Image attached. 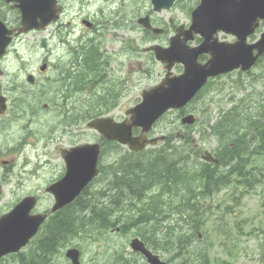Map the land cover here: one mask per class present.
Instances as JSON below:
<instances>
[{
	"label": "rangeland",
	"instance_id": "rangeland-1",
	"mask_svg": "<svg viewBox=\"0 0 264 264\" xmlns=\"http://www.w3.org/2000/svg\"><path fill=\"white\" fill-rule=\"evenodd\" d=\"M64 3L67 10L60 19V23L63 25H51L45 31L22 36L19 41L10 47L2 62L4 70L3 78H1L2 85H4V88L5 86L9 88H7L8 92L11 91L10 87L19 86L22 87V91L24 89L23 95L29 94L31 96L29 97L31 101L36 97L41 106L43 103L49 104V107L51 106L50 112L52 111V115L50 113L49 117L41 111L35 115L32 114L31 118L40 121L39 125H43L44 122L46 124L50 122L51 124L53 138L52 171L57 170L56 174H52L53 178L59 175L63 167L59 149L64 148L69 143L67 139L59 134L60 124L65 125L67 123L66 118L71 115L74 108L69 107L66 110L65 106L58 107L56 106L57 103H62V100L52 96L53 94L44 95L43 78L44 76L51 78V90H56L60 82L58 70L65 65L69 67V63L73 58L72 53H70L72 46L77 47L79 43L86 40L90 41L92 38L102 40L101 51L105 56V62L108 63L106 76L111 81L118 82L117 85H120L118 89H122L116 107L105 115L118 121L124 119L125 112L129 108H133L141 102L143 91L159 84L165 74L163 65L155 59L154 55L145 51V48L153 44L165 45L156 41L148 44L142 42L140 37L143 36V33L141 31L136 33L133 28L138 25L123 23L122 18L126 15L123 14L122 0H65ZM146 3L148 4V0H146ZM130 11L131 14L128 15V19L131 24H134L133 21L136 20L138 9L131 4ZM83 17H92L96 22V29L92 31L83 25L81 21ZM128 28L131 30L128 31ZM70 45L72 46L70 47ZM45 59L50 61L48 62L49 67L39 78V81H42L40 86L33 89L26 81L27 73H37L43 64L42 61ZM119 82L122 84H119ZM210 89V92L204 94L197 103L188 107L187 112L193 113L197 118V123L190 126L189 131L181 125V117L177 118V113L173 117L171 116L172 118L170 117L174 120V123L166 121L157 125L152 135L155 137L166 135L173 128H175L176 133L186 130L185 132H190L198 142L203 143L207 150L215 151L220 143L213 134L214 140L211 138L212 135L205 129V126L210 119L217 117L220 112V114L225 113L233 107L240 109L244 104L246 106L251 105V103L258 104L250 98L256 92L260 98L263 96L264 65L257 67L250 76L245 75V73L243 75L233 73L218 78L212 82ZM4 93L7 94L5 90ZM90 94L89 92L81 94L79 96L80 103L87 104ZM10 95L20 96L18 92H11ZM44 98H46V101ZM244 99L251 102L247 101L245 103L243 102ZM14 100L16 101V98ZM25 101H28V98H25ZM72 101L76 102V98H73ZM81 109L83 110V108ZM64 111L67 112V115L61 114ZM82 133V139L77 142L81 140L83 143L96 141V133L87 128L86 122L83 125ZM72 143L74 142L72 141ZM121 153H123V149H121ZM107 157L109 156L104 158V164L109 162ZM244 170L248 172L246 178H237L234 183L218 188L211 195L198 194L197 198L199 200L192 203L196 206V210L199 211L200 209L199 216L201 215L200 222H198L200 227L198 232L201 236L198 240L195 239V242L198 245L202 244L200 240L205 242L209 250L208 259L210 264H264V153L254 155L248 165L244 167ZM246 179H249L251 184L244 181ZM102 188L103 185L101 184L93 185L89 189V196L95 198L94 191ZM156 197L157 200L161 199L158 202L163 207L164 197ZM108 200H110V197L103 198L101 199L103 202L98 203H105ZM53 203L54 200H52V205ZM183 209L184 206L181 205L180 210L183 211ZM112 213L111 218L116 219L117 217L120 220L119 224L115 225L116 227L105 230L103 223L94 224L88 230L92 232L86 230L87 232H83L80 235L81 237L77 236L78 238L76 237L73 240L74 243L72 244L74 246L60 249L61 252L59 251L53 258L54 264H71L65 256V252L69 247L81 248L82 264H112L115 261H120L119 264H147L146 260L140 255H131L133 252L130 243L135 238L134 232L137 229L131 223H128L129 219L123 214ZM170 214L168 217L159 215L160 220L151 230H156V233H154L155 240L160 246L157 254L164 261L170 263L172 259V264H177L180 258H176L172 252L174 250L167 246V237L164 235V228L169 224L167 219L171 217ZM187 214L190 215V212ZM175 217L176 224L188 225L187 218L182 220L181 216H173V218ZM114 218L112 220H115ZM165 219L167 221L163 222ZM186 226L177 229L178 226L175 225V232L189 227V225ZM32 250L33 247L29 246L23 249V253H30ZM56 256L58 257L56 258ZM13 262L14 259L10 257L0 264H15Z\"/></svg>",
	"mask_w": 264,
	"mask_h": 264
},
{
	"label": "trees",
	"instance_id": "trees-1",
	"mask_svg": "<svg viewBox=\"0 0 264 264\" xmlns=\"http://www.w3.org/2000/svg\"><path fill=\"white\" fill-rule=\"evenodd\" d=\"M86 41L82 47L76 50L72 61L75 65L76 62L81 64L82 92L83 94L91 93L87 104L81 105L79 94L70 85L71 80L77 76L75 72L65 73L60 78L56 90H51L52 96H56L60 100L63 99V101L68 98H76V104L80 109H74L73 117L76 112H80L84 123L112 111L116 107L118 97L120 98L119 94L122 91V89H118L120 88V85H117L118 82L111 81L106 76L108 63L105 62V56L101 51L102 40L92 38L90 41ZM262 65H264V56L258 61L255 69ZM254 70L245 73V75H252ZM211 83L212 81L199 94L195 103L204 94L210 92ZM119 84L122 83L119 82ZM262 90L264 92V89ZM113 93L115 96L112 97ZM250 99L255 100L258 104L251 103L249 106L244 104L240 109L233 107L225 113L220 114V112L217 117L210 119L211 123L208 121L205 126V129L211 135L216 136L220 143L214 151L215 157L220 160L219 165L201 161L200 154L203 152V148L195 150L191 143V133L185 132L189 131L190 127H184L186 130L183 131V138H178L175 128L171 129L166 134L165 142L156 147H149L141 153L130 152L126 155L121 153L122 148L118 147L112 167L104 165L101 168L100 184L103 185V188L94 191L95 198L89 196V189L93 185L91 184L74 203L50 216V225L43 227L40 234L30 243L29 246L33 245V250L30 253L21 252L10 256L14 259L13 263L47 264L50 262L49 264H53V258L58 250L61 251L60 249L71 246L77 236L90 229L94 224L103 223L105 230L116 227L115 225L119 224L120 220L116 217V220L112 221L111 216L112 212H117L126 216L129 219L128 223L137 229L134 232V237H140L146 246L155 253L160 249V246L155 240L156 230H151V228L155 227L160 220L159 215L167 216V213H175L171 217L178 215L182 220L187 218L186 222L188 221L189 225L187 229L190 230L182 229L178 232H175L176 228H174L176 217H170L172 220L167 219L169 224L164 228L167 246L174 250L172 252L176 258H180L177 264H210L209 250L205 242L200 240L201 245L195 242V239L198 240L200 237L198 222H200L201 215L199 216L200 209L196 210V206L192 203L199 200L198 194L211 195L218 188L234 183L237 178H246L248 172L244 170V167L248 165L254 155L264 153V121L262 117L264 93L260 98L256 92ZM247 101L251 102L247 99L243 100L245 103ZM93 104L95 105L92 107ZM185 113V110L168 112L157 125L166 121L174 123L171 118L175 114L178 115L177 118H180ZM213 135L211 138L214 140ZM244 181L251 184L249 179ZM156 196L164 197L163 207L158 202L161 199L157 200ZM106 197H110V200L98 203L103 202L101 199ZM181 205L184 206L183 211L180 210ZM188 212L190 215L187 214ZM108 216L109 220H107ZM167 220L165 219L163 222ZM179 226L177 229L183 227L180 223ZM147 240L149 242L151 240V242L149 243ZM133 254L131 253V255ZM172 262L171 259L170 264ZM119 263L120 261H115L112 264Z\"/></svg>",
	"mask_w": 264,
	"mask_h": 264
},
{
	"label": "water",
	"instance_id": "water-1",
	"mask_svg": "<svg viewBox=\"0 0 264 264\" xmlns=\"http://www.w3.org/2000/svg\"><path fill=\"white\" fill-rule=\"evenodd\" d=\"M15 3L21 12L22 27L16 32L19 36L32 30H45L50 24L57 22L62 12L58 5L59 0H4ZM155 10H160V0H152ZM173 0L165 5L171 7ZM204 1L193 13V24L190 29L178 30L169 47L154 45L147 48L153 52L157 61L164 65L165 78L156 86L142 93V101L135 107L126 111L129 119L116 122L111 117H100L91 120L88 127L97 131L109 141L127 146L132 152L139 153L148 146H155L164 142L166 136L148 138L156 123L168 112L184 109L194 100L204 88L210 78L228 74L235 70L250 71L259 58L264 54V34L256 44H247L248 36L253 32L257 12L264 14V4L260 2L258 8L256 0H244L243 9L233 12L225 11L221 3L210 4ZM234 14L242 17V25H233L227 15ZM143 20V19H142ZM145 28L152 30L148 19L139 21ZM90 27L91 25L88 24ZM156 33L158 29H153ZM224 31L235 34L239 41L235 44L219 42L215 35ZM14 30H8L0 22V59L6 54L12 41ZM200 35L203 42L197 47H191L188 42ZM202 55L210 56L206 63L199 62ZM176 64H181L184 71L180 75H173L172 70ZM47 66H42L46 70ZM0 74L2 70L0 69ZM33 83V76L28 77ZM5 100V99H4ZM264 118V109H263ZM196 117L190 113L182 117L183 126L196 124ZM134 129H140L138 136ZM178 137H183L179 132ZM192 143L198 147L194 137ZM101 155L100 144L86 143L69 150L62 149L61 156L66 163L65 176L52 184L48 191L53 195L55 203L52 213H56L73 203L78 196L92 183L99 174V160ZM202 160L219 164L210 151L202 155ZM35 206V198L29 197L18 204L11 212L0 218V259L19 253L25 248L47 218V215H31ZM130 247L133 252L141 254L148 264H168L161 257L147 248L145 243L136 237L132 239ZM71 264H81V251L78 248H69L65 253Z\"/></svg>",
	"mask_w": 264,
	"mask_h": 264
},
{
	"label": "flooded vegetation",
	"instance_id": "flooded-vegetation-1",
	"mask_svg": "<svg viewBox=\"0 0 264 264\" xmlns=\"http://www.w3.org/2000/svg\"><path fill=\"white\" fill-rule=\"evenodd\" d=\"M64 1L65 0H60L59 2V4H61L63 7V14L61 17L66 13L67 10ZM204 1H207V3L212 2L210 4L221 3L224 10L230 12H233V9L238 11L243 9L244 4V0H173L171 7L167 9L165 8V5H167L170 0H160V5H162V8L160 10H155L152 0H148V4L146 3V0H122L121 4L123 5L124 9L123 14L126 15L122 18V21L127 25H145L139 21H143L147 18L149 22L148 25H151L153 29H158L159 32L156 33L153 29L149 30L142 28L141 26H135L133 27L134 32L138 33V31H141L143 33V36L140 37V40L146 44L156 41L162 45L169 46L171 40L177 36L178 30L181 29V27L184 28L182 29L183 31H186L190 25L193 24V13L202 5ZM256 2L257 4L255 5V8L259 7L258 4L260 2L262 5L264 4V0H256ZM129 4L130 6L133 4V6L138 9L136 20L133 21L134 24H131L128 19V15L130 16L131 14ZM257 13L258 14L254 16L255 21L252 24L250 23V25H255L253 32L247 38V43L250 45L258 42L264 32V14L260 12ZM227 18L233 25L243 24L242 17L238 15L235 17L234 14H229L227 15ZM21 20L20 11L15 6L14 2L7 3L4 0H0V22L5 25L8 30H14V33L11 36L12 41L10 47L19 41L22 36L26 35L23 34L17 36L15 33L22 26ZM81 21L83 25H86V27H88L87 22H89L91 26L88 27V29H91L92 31L95 30L96 22L92 17H83ZM60 22L61 21L50 25H63ZM129 28L128 31L131 30ZM35 32L36 31H32L30 33ZM215 37L219 42L226 44H235L239 41V37L237 35L224 31L218 32ZM202 41L203 39L201 36L195 35L194 40L190 41L189 44L191 46H198L202 43ZM83 43L84 42L79 43L76 49L70 48V53L74 55L76 50H78V48H80ZM71 46L72 45H70V47ZM6 55L0 60V67L2 69V74H0V218L11 212L24 199L32 197L35 198V206L31 211V215L42 214L48 216L45 223L40 228L41 231L43 227L45 228L46 226L50 225L49 218L51 215L53 195L48 191V188L65 176L66 164L63 158H61V164L63 165L62 171L59 173V175L53 178L52 174H56L57 170L54 172L52 171L51 155L53 138L51 124L50 122L47 124L44 122L43 125H39L41 123L40 121L31 118L32 114L35 115L41 111L45 113V116L49 117V113H52L50 112L49 104L43 103L41 106V103H39L40 101H38L36 97L33 98L34 100L32 99V101H34L32 102L29 98L31 97L29 94L23 95L24 89L22 91V87L12 86L10 87L11 91L9 92L7 90L8 87L5 86L4 88L1 78H3L4 75L2 62ZM208 59L209 56L200 57L201 62H206ZM42 62L43 64L40 66V69L37 73H27L26 81L33 89L40 86L42 81H39V78L47 71V69L43 71L42 66L46 65L47 68L49 67L48 62L50 61L48 59H45ZM80 67V63L76 62L75 65L74 61L71 60L69 67L68 65H65L64 67H60L58 70L60 78L68 71H70V73H76L77 76L71 80L70 85L73 87V89H75L79 96L83 94L81 78L82 70ZM181 71L183 72V66L176 64L173 74H181ZM235 73L239 72L237 71ZM30 75L33 76V83L28 81V77ZM44 78V95H50L52 85L51 78L46 76H44ZM4 90L7 92V94L4 93ZM11 92H18L20 96L14 95V97L13 95H10ZM14 98H16V101ZM25 98H28V101H25ZM72 99L73 98H68V100L63 101L62 103H57L56 106H65L66 110L69 107L80 109V107L76 104V102H73ZM18 101L21 103L24 102L23 105ZM17 103H20L21 106L20 104L17 105ZM18 106H20V108ZM22 108L25 109L23 110ZM61 114L67 115V112H61ZM68 116L66 118L67 123H65V125H63V123L60 124L61 128L59 134L62 135L63 138L67 139L69 143H67L64 148L59 149L60 155L62 149L69 150L85 143H83L82 140L77 142L83 137L82 130L83 125L85 124L83 122V118L81 117V113L77 112L75 117H73L72 112L71 115ZM127 118L128 117L125 116L124 119L120 121H124ZM90 131L96 133V141L93 143L100 144L102 154L99 162L100 173L93 181V185H96L101 183V168L104 166V158L109 156L107 157V159H109L107 166H110L114 162V156L117 152V147H121L123 149V154L126 155H128L130 151L126 146L108 141L96 131ZM72 141L74 143H72ZM115 144L119 146H116ZM199 147L201 148L200 144Z\"/></svg>",
	"mask_w": 264,
	"mask_h": 264
},
{
	"label": "bare ground",
	"instance_id": "bare-ground-1",
	"mask_svg": "<svg viewBox=\"0 0 264 264\" xmlns=\"http://www.w3.org/2000/svg\"><path fill=\"white\" fill-rule=\"evenodd\" d=\"M129 6H130V4H129ZM95 29H96V28H95ZM103 78H104V77H103ZM101 80H102V79H101ZM101 80H100V81H101ZM104 80H105V79H104ZM105 81H106V80H105ZM105 81H102V82H105ZM107 82H108V81H107ZM114 87H115V86H114ZM111 93H112V92H111ZM113 96H115L114 93H113L112 97H113ZM19 99H20V98H19ZM51 99H52V98H51ZM41 100H42V99H41ZM44 100L46 101V98H44ZM23 101H24V100H23ZM62 101H63V99H62ZM18 102H20V101H18ZM32 102H34V101H32ZM47 102H48V101H47ZM20 103H21V102H20ZM20 103H17V105L20 104ZM23 103H24V102H23ZM23 103H21V104L23 105ZM52 103H53V102H52ZM54 103H56V102H54ZM66 103H67V102H66ZM66 103H65V104H66ZM21 104H20V106H21ZM25 104H26V103H25ZM50 104H51V103H50ZM107 104H108V103H107ZM63 105H64V104H63ZM110 105H111V104H110ZM20 106H18V107L20 108ZM107 106H108V105H107ZM34 107H35V106H34ZM50 107H51V106H50ZM53 108H55V107H53ZM73 108H74V107H73ZM75 108H76V107H75ZM22 109H23V108H22ZM24 109H25V108H24ZM24 109H23V110H24ZM56 109H57V108H56ZM58 109H60V108H58ZM16 110H17V109H16ZM81 110H82V109H81ZM55 111H56V110H55ZM78 111H79V110H78ZM51 112H52V111H51ZM81 112H82V111H81ZM76 113H77V112H76ZM49 114H50V113H49ZM16 115H17V114H16ZM47 115H48V114H47ZM51 115H52V113H51ZM77 115H80V114H77ZM81 115H82V114H81ZM14 116H15V115H14ZM53 116H54V114H53ZM15 117H17V116H15ZM76 117H77V116H76ZM82 117H83V116H82ZM15 123H16V122H15ZM16 124H17V123H16ZM12 133H13V132H12ZM20 133H21V132H20ZM13 136H14V135H13ZM18 136H19V135H18ZM178 151H179V150H178ZM111 162H112V161H111ZM108 163H109V162H108ZM113 163H115V162H113ZM126 163H127V162H126ZM128 163H129V162H128ZM110 164H111V163H110ZM124 164H125V163H124ZM111 165H112V164H111ZM111 165H110V166H111ZM110 166H109V168H110ZM116 166H117V165H116ZM119 166H120V165H119ZM111 167H112V166H111ZM127 167H128V166H127ZM129 167H130V166H129ZM118 168H120V167H118ZM115 169H116V168H115ZM111 170H112V169H111ZM193 203H194V202H193ZM190 204H191V203H190ZM163 211H164V210H163ZM169 211H170V210H169ZM169 211H168V212H169ZM169 214H170V213H169ZM169 214L167 213V216H166V217H168ZM134 215H135V214H134ZM165 215H166V213H165ZM131 216H133V215H131ZM170 216H171V214H170ZM112 218H114V217H112ZM171 218H173V217H171ZM114 219H115V218H114ZM168 219H169V218H168ZM108 220H109V219H108ZM115 220H116V219H115ZM171 220H172V219H171ZM173 220H174V219H173ZM177 220H178V219H177ZM112 221H113V220H112ZM180 221H181V220H180ZM174 222H175V221H174ZM178 222H179V221H178ZM175 223H176V222H175ZM176 225H177L178 227H180L179 224H176ZM186 225H187V224H186ZM186 225H185V226H186ZM185 226L183 225V227H185ZM187 226H188V225H187ZM187 226H186V227H187ZM88 227H89V226H88ZM100 227H101V226H100ZM187 228H188V227H187ZM179 229H180V228H179ZM183 229H184V228H183ZM88 230H89V229H88ZM88 230H87V231H88ZM189 230H190V229H189ZM189 230L187 229V231H189ZM77 231H78V230H77ZM87 231H86V232H87ZM175 231H176V230H175ZM82 232H83V231H82ZM84 232H85V231H84ZM88 232H92V231H88ZM139 232H141V231H139ZM181 233H183V232H181ZM84 234H85V233H84ZM134 234H135V233H134ZM77 235H78V234H77ZM141 235H142V234H141ZM170 235H172V234H170ZM75 236H76V235H75ZM142 236H143V235H142ZM80 237H81V236H80ZM143 237H144V236H143ZM145 237H146V236H145ZM162 237H163V236H162ZM168 237H170V236H168ZM77 238H78V237H77ZM146 239H147V238H146ZM153 240H154V239H153ZM128 241H129V239H128ZM147 241H148V240H147ZM37 242H39V241H37ZM69 242H70V241H69ZM148 242H149V241H148ZM150 242H151V240H150ZM150 242H149V243H150ZM70 243H71V242H70ZM73 243H74V242H73ZM153 243H154V242H153ZM156 243H157V241H156ZM34 244H35V243H34ZM65 244H66V243H65ZM151 244H152V243H151ZM151 244H150V245H151ZM72 245H73V244H72ZM77 245H78V243H77ZM77 245H75V246H77ZM154 245H155V244H154ZM62 246H63V245H62ZM62 246H61V247H62ZM73 246H74V245H73ZM32 247H33V245H32ZM65 247H66V246H65ZM77 248L81 249L80 247H77ZM64 249H65V248H64ZM124 250H125V249H124ZM171 251H172V250H171ZM58 252H59V250H58L56 253H58ZM60 252H61V251H60ZM60 254H61V253H60ZM60 254H59V255H60ZM62 255H63V254H62ZM53 256H54V255H53ZM57 257H58V256H56V258H57ZM46 260H47V259H46ZM57 260H58V259H57ZM133 261H134V260H133ZM47 262H48V260H47ZM49 263H50V262H48L47 264H49ZM54 263H55V262H54ZM54 263H53V264H54ZM132 263H133V262H132ZM138 264H139V263H138Z\"/></svg>",
	"mask_w": 264,
	"mask_h": 264
}]
</instances>
